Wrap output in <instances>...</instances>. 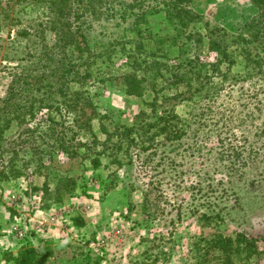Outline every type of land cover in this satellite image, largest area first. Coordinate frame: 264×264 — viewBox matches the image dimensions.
Here are the masks:
<instances>
[{
  "label": "rangeland",
  "instance_id": "374dc122",
  "mask_svg": "<svg viewBox=\"0 0 264 264\" xmlns=\"http://www.w3.org/2000/svg\"><path fill=\"white\" fill-rule=\"evenodd\" d=\"M25 6L0 0V99L17 66L16 30L38 13ZM188 6L197 14L188 29L204 42L186 43L183 57L197 55L210 69L191 91L168 90L156 108L148 96L128 95L121 77L131 66L118 51L112 61L98 60L86 87L112 129L141 128L170 114V132L158 133L151 148L132 146L129 155L120 153L121 167L97 169L89 158L63 152L40 167L15 159L16 176L7 166L10 151L0 148V264H17L25 244L47 253L45 264H264V79L233 82L249 70L247 54L262 52L246 28L256 8L251 0H192ZM148 26L152 42L164 40L169 48L170 59H159L176 64L184 36L175 39L176 27L163 13ZM211 83L222 86L218 97L202 99ZM46 110L30 126L45 128Z\"/></svg>",
  "mask_w": 264,
  "mask_h": 264
},
{
  "label": "trees",
  "instance_id": "16d2710c",
  "mask_svg": "<svg viewBox=\"0 0 264 264\" xmlns=\"http://www.w3.org/2000/svg\"><path fill=\"white\" fill-rule=\"evenodd\" d=\"M16 1L38 13L28 19L26 26L16 30L15 38L21 43V48L14 52L15 55L18 52L13 58L17 66L11 69V82L0 99V148L10 151L12 156L7 166L10 165L9 172L14 176L20 174L15 159L25 165L36 161L40 167L48 160L55 162L62 152L69 159L89 158L94 169L113 164L121 167L125 157L121 158L120 153L129 155L132 146L149 149L158 133L170 132L172 125L167 121L170 114L137 129L127 126L112 129L103 122L104 116L86 87L100 67L98 60L112 61L114 51L125 54L131 66L121 77L125 92L144 100L149 97L148 105L155 108L163 103L168 90L177 95L189 92L195 82L210 73L196 59L197 55L195 60L184 59L181 51L190 41L197 46L204 42L202 34L188 29L197 18L188 6L192 0ZM251 1L256 14L246 28L262 52L257 57L247 54L249 70L233 79L234 84L255 77L264 79V0ZM158 13L175 25L178 32L175 39L184 36L174 58L177 63L173 65L159 59L161 56L170 59L164 40L152 42L155 34L148 25L150 18ZM112 27L116 32L108 30ZM189 64L192 65L187 68ZM221 87L211 83L202 99L217 98ZM44 109H47L44 113L47 126L42 128L41 123L30 126ZM67 116H72V122H67ZM97 126L104 137L97 133ZM152 127L158 132L150 133ZM86 133L91 138H84ZM4 143L9 147L5 148ZM72 184L73 189L79 188L77 182ZM27 246L16 258L17 264L46 263L47 253L39 255L38 248ZM222 248L226 250L225 245Z\"/></svg>",
  "mask_w": 264,
  "mask_h": 264
}]
</instances>
